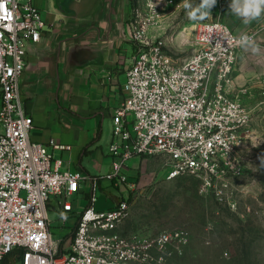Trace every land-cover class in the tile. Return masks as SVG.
<instances>
[{"label":"built area","instance_id":"2783aa9c","mask_svg":"<svg viewBox=\"0 0 264 264\" xmlns=\"http://www.w3.org/2000/svg\"><path fill=\"white\" fill-rule=\"evenodd\" d=\"M146 5L157 10L153 2ZM142 6L132 10L129 22L135 49L126 99L112 117V171L91 176L64 167L46 144L31 139L33 118L20 78L28 48L41 40L47 22L33 0H0V264H168L181 255L188 241L182 229L124 232L130 196L108 209L94 207L102 180L136 193L142 181H129L122 172L136 156L160 160L152 181L196 176L205 188L220 181L229 186L228 172L236 170L252 120L233 84L239 38L251 35L237 34L219 18L204 20L196 25L192 51L176 56ZM259 86L264 93V75ZM86 192L89 204L80 211L73 200ZM50 210L58 215L56 227L76 218L68 241L54 238Z\"/></svg>","mask_w":264,"mask_h":264},{"label":"rangeland","instance_id":"374dc122","mask_svg":"<svg viewBox=\"0 0 264 264\" xmlns=\"http://www.w3.org/2000/svg\"><path fill=\"white\" fill-rule=\"evenodd\" d=\"M131 2L132 10L142 4L144 16H153L154 32L169 37L168 50L176 56L192 51L196 25L204 20L219 18L237 34L247 32L252 44L240 49L239 61L246 71L255 69L261 73L255 77L257 84L242 92L252 120L236 170L228 172L229 186L225 187L220 181L205 188L196 176L172 180L160 177L152 181L151 172L160 170V160L144 161L139 157L144 165L138 179L142 182L136 193L130 194L125 186L115 189L111 182L103 180L102 185L108 182L110 185L99 189L96 209H107L121 196H130L131 215L124 222V232L153 234L167 229L184 230L187 245L181 255L169 257L168 264H264V93L259 86L264 75V18L244 25L240 18L230 13L231 0H217L211 16L202 21L188 19L184 0ZM147 2H153L157 10L150 11ZM191 2L195 5L200 0ZM131 164L132 159L127 165ZM73 201L80 211L89 204L85 196ZM50 214L55 219L54 238L58 241L63 237L68 241L72 233L69 229L75 225L76 218L70 217L65 226L56 227L58 215L52 210Z\"/></svg>","mask_w":264,"mask_h":264},{"label":"crops","instance_id":"0c3cea01","mask_svg":"<svg viewBox=\"0 0 264 264\" xmlns=\"http://www.w3.org/2000/svg\"><path fill=\"white\" fill-rule=\"evenodd\" d=\"M33 1L42 9L47 27L41 40L28 48L20 78L21 96L33 118L30 137L46 144L53 160L61 159L71 171L104 176L112 170V117L126 99V72L135 49L129 23L132 2L89 0L71 12L55 0ZM241 62L233 84L244 104L242 92L257 84L261 72L246 71ZM52 140L71 147H54ZM143 165L136 156L122 172L137 181Z\"/></svg>","mask_w":264,"mask_h":264},{"label":"clouds","instance_id":"9594fccd","mask_svg":"<svg viewBox=\"0 0 264 264\" xmlns=\"http://www.w3.org/2000/svg\"><path fill=\"white\" fill-rule=\"evenodd\" d=\"M217 0H200L198 4H193L191 0H184L186 15L191 21H202L211 16V9L216 5ZM230 13L240 18L244 25L264 18V0H231L229 5ZM242 47H250L252 42L250 37L242 35L239 38ZM264 163V158H262ZM61 219H66L64 213L59 214Z\"/></svg>","mask_w":264,"mask_h":264},{"label":"water","instance_id":"95a60500","mask_svg":"<svg viewBox=\"0 0 264 264\" xmlns=\"http://www.w3.org/2000/svg\"><path fill=\"white\" fill-rule=\"evenodd\" d=\"M55 2L71 12H76L80 6L85 5L89 0H55Z\"/></svg>","mask_w":264,"mask_h":264}]
</instances>
